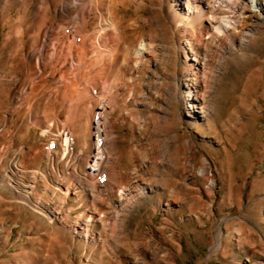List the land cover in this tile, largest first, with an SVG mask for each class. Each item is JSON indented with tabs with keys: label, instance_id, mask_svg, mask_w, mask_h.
<instances>
[{
	"label": "rangeland",
	"instance_id": "obj_1",
	"mask_svg": "<svg viewBox=\"0 0 264 264\" xmlns=\"http://www.w3.org/2000/svg\"><path fill=\"white\" fill-rule=\"evenodd\" d=\"M159 1L136 0L141 4L136 12L128 7L122 44L129 52L118 50L106 69L68 63L55 73L59 51L53 60L50 52L36 56L29 69L21 66L18 112L0 135V264H264V23L257 24L258 34L246 49L225 56L213 113L201 124L185 112L182 88L173 105L168 73L147 63L135 67L130 50L137 38L154 39L157 24L147 18ZM210 4L216 8L213 17L239 20L240 12L248 14L240 0L192 5L183 18L187 24H179L182 83L196 79L208 85L213 63L223 57L226 43L219 41L204 53L205 67L197 72L189 50L205 46L198 36L210 29L212 15H204ZM170 5L179 18L187 13L184 0ZM158 17V24L170 25ZM245 19L237 33L253 26ZM1 66L6 68L5 58ZM166 69L173 71L171 65ZM25 76L33 82L27 89ZM88 91L101 98L99 104L80 99ZM4 93L0 86L1 98ZM78 107L83 112L76 115ZM3 117L0 109V131ZM98 117L107 122L106 138H112L115 151L104 164L109 175L104 187L115 188L94 198L78 177L93 183L83 172L94 146L85 130ZM61 130L73 138L70 161L45 151ZM15 158L17 168L10 164ZM81 158L85 163L78 168L75 160ZM120 192L125 199L119 202Z\"/></svg>",
	"mask_w": 264,
	"mask_h": 264
},
{
	"label": "bare ground",
	"instance_id": "obj_2",
	"mask_svg": "<svg viewBox=\"0 0 264 264\" xmlns=\"http://www.w3.org/2000/svg\"><path fill=\"white\" fill-rule=\"evenodd\" d=\"M184 1H186L185 9H187V13L185 14L186 16L184 15L181 18L173 11L170 5L171 0H160L158 6L150 8L149 11L152 15L147 19L151 26L157 24L153 31L154 39L151 42H147L145 37L137 38L138 45L130 51L137 57L136 68L147 63L155 70L163 69L168 73V92L173 105L176 104L178 90L182 88L185 112L192 115L197 122L202 124L213 113L216 86L219 81L220 71L226 64L225 56H231L237 51L246 49L258 34L257 24L264 23V0H240V3L246 4L248 14L245 15L244 12H240L238 15V11L234 9L232 14L233 16L238 15L239 20L231 17H213L216 8L211 6V4L206 5L207 7L204 10L206 13L204 15H212L209 25L210 29H208L204 38L201 35L198 36L199 39L205 41V46L201 48L199 43L194 49L189 47L190 52H192V60L198 66L197 72L205 67L204 63L207 60L204 53L212 51L219 41L226 43L223 46V57L213 63L210 74H208L210 78L208 85L201 84L196 79L194 84L182 83L179 80L178 60L181 53L184 54L185 51L180 48L178 41L179 24L182 22L187 24L186 19L183 18L191 15L192 5L201 7V1L204 0ZM220 1L223 2L225 0ZM139 5L141 4L137 3L136 0H130L127 5L124 4V0H58L57 3H55V0H0V86L6 89V93L3 94L2 98L0 97V105H3L0 109L4 115L1 120L5 124L0 131V135L2 136L8 132L7 130L14 120V115L18 112L21 100V66L22 69H29L36 56L42 58L44 55L50 54V52L51 60H53L54 55L59 51L61 54L60 61L53 60L54 64L52 65L55 73H59L65 67L64 65L68 63L71 67H76L81 66L82 62H89L93 70H96L99 66L104 69L110 67L114 57L116 58L118 50L125 56L129 52V49L123 47L122 44L126 24L124 13L128 10V7H131L136 12V6ZM156 15L164 16L170 25L158 24L160 17ZM247 17L249 21L253 20L251 21L253 26L237 33L236 25L245 23V18ZM89 27L91 29H88ZM191 37L193 39L197 36L192 33ZM90 41L93 42L87 45ZM30 42H34V45L30 46ZM26 48L28 49L27 54L24 52ZM94 56L99 58L94 61ZM3 58L6 60V68L4 70L1 66ZM184 58L187 60L185 56ZM209 58L211 59V57ZM167 65H171L173 71L168 72L166 69ZM56 84H59V82H56ZM31 85L33 86L32 80L25 76V88L27 89ZM90 87L91 85L88 83L85 86V90L90 89ZM104 94L101 91V96H104ZM79 96L81 100H85L90 105L93 101L96 104L101 101V98L94 96L92 91H88L86 95L80 94ZM85 109L88 110V107ZM81 112L83 110L80 107L75 110L76 115ZM78 121L79 117H76L73 123L76 124ZM137 124V129L141 130L144 126L143 119L139 117ZM106 128V121H103V123L98 121L95 124L93 120L88 125L87 130H85L87 135L90 131L91 140H94L93 149L88 153V169L95 167L94 152H97V148L102 147L103 152L101 164H98L96 170L91 173L90 180L93 183L86 178L78 177L82 189L90 193L94 198L99 197L107 189L115 188L110 184L109 187H104L109 180V175L104 170V164L107 159H112L115 154L114 141L112 138H106ZM72 143L73 138L71 136L68 146L67 132H61L55 139V145L58 147V152L62 154L63 160L66 158L69 161L73 159L71 152ZM50 146L51 141L48 143L47 150H49ZM86 148L87 145L85 146ZM81 160L82 158L75 160L77 164L79 163L78 168H81L83 163H85ZM10 164L12 167L17 168L19 160L15 158ZM77 170L76 172H79ZM123 193L120 192L119 202L125 199ZM143 194L144 192L141 195Z\"/></svg>",
	"mask_w": 264,
	"mask_h": 264
},
{
	"label": "built area",
	"instance_id": "obj_3",
	"mask_svg": "<svg viewBox=\"0 0 264 264\" xmlns=\"http://www.w3.org/2000/svg\"><path fill=\"white\" fill-rule=\"evenodd\" d=\"M99 121V117L96 120L95 124ZM60 132H67V142L68 146L71 141V134L67 130H61ZM59 132V134H60ZM97 140V138H95ZM47 154H53V153H58V147L55 145V138H51V146L49 150H45ZM101 157H103V152H102V147L97 148V152H94V158H95V167L93 169H83V172L91 179V173L94 172L97 168L98 164H101Z\"/></svg>",
	"mask_w": 264,
	"mask_h": 264
}]
</instances>
